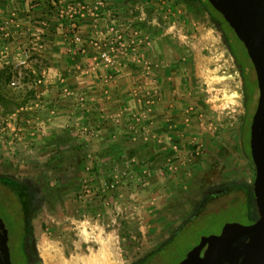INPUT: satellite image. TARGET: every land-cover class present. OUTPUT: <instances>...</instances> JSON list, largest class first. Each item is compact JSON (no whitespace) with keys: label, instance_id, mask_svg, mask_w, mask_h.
<instances>
[{"label":"rangeland","instance_id":"374dc122","mask_svg":"<svg viewBox=\"0 0 264 264\" xmlns=\"http://www.w3.org/2000/svg\"><path fill=\"white\" fill-rule=\"evenodd\" d=\"M58 1H52L55 14ZM136 2H142L148 12L151 31L154 23L160 33L158 37L143 31V42H158L156 58L146 59L145 66L176 73L180 109L185 106L194 116V129L189 116V136L187 129L183 131V122L178 131L180 141L174 152L180 166L176 165V174L152 188L142 187L147 177L141 172L146 170H141L137 159L125 161L128 170L122 175L118 171L97 177L54 173L51 169L76 164L71 153L83 146L79 144L77 149L74 141L38 144L31 151L19 147L20 153L17 150L13 155L6 148L0 151V182L22 189L26 237L38 264H85L94 257L107 260L108 255L120 264H144L152 257L148 264H180L199 244L220 237L228 225L247 227L259 219L253 192L255 167L250 159V124L258 94L247 110L243 76L233 50L243 51L240 63L248 67L256 88L244 44L231 27L219 23L220 17L211 13L204 0L125 1ZM64 26L65 42H71L72 50L86 41L100 58L102 49L115 45L107 42L111 35L87 39L80 25L76 29ZM77 34L81 41L75 43ZM114 54L117 58L116 50ZM132 54H138L136 47ZM12 70L17 74L8 96L21 106L41 101L44 86L29 69L12 66ZM3 117L0 113V131L6 128ZM0 192H6L1 183ZM109 194L117 197L113 205L107 199ZM6 226L10 244L15 246L21 230L13 229L9 222Z\"/></svg>","mask_w":264,"mask_h":264},{"label":"crops","instance_id":"0c3cea01","mask_svg":"<svg viewBox=\"0 0 264 264\" xmlns=\"http://www.w3.org/2000/svg\"><path fill=\"white\" fill-rule=\"evenodd\" d=\"M52 1L0 0V69L24 66L44 86L43 101L33 100L12 113L0 107L4 116L1 120L6 125L0 131L4 134L0 136L1 153L5 148L7 154H16L19 147L31 151L38 144L74 141L77 149L79 144L83 146L71 153L79 166L60 167L61 173L97 177L118 171L122 175L128 170L125 163L137 159L141 170H146L141 172L147 177L141 182L142 187L164 185L180 166L174 152L180 141V126L183 122V131L187 129L189 136L188 118L192 121L191 130L195 118L187 107L180 109L181 87L176 85V73L145 66L146 59L156 58L158 42H143V31L159 37L158 28L153 23L151 31L142 2L109 0V15L104 20L89 18L80 25L87 39L106 35V20L122 28L124 42L114 45L117 62L105 65L86 41L76 44L73 50L71 42H65L67 24L58 19ZM116 15L121 19H116ZM129 36L135 38L134 42H128ZM135 47L136 55L132 54ZM62 157L59 152V159ZM116 198L109 194L107 199L113 205ZM88 263L120 264L110 255L107 260L85 262Z\"/></svg>","mask_w":264,"mask_h":264},{"label":"water","instance_id":"95a60500","mask_svg":"<svg viewBox=\"0 0 264 264\" xmlns=\"http://www.w3.org/2000/svg\"><path fill=\"white\" fill-rule=\"evenodd\" d=\"M209 1L244 43L257 71L260 97L251 127L250 148L256 167L253 192L259 219L247 227L228 225L220 237L208 241L201 264H264V0ZM0 229L5 235L0 242V264H10L7 230L2 222Z\"/></svg>","mask_w":264,"mask_h":264},{"label":"trees","instance_id":"16d2710c","mask_svg":"<svg viewBox=\"0 0 264 264\" xmlns=\"http://www.w3.org/2000/svg\"><path fill=\"white\" fill-rule=\"evenodd\" d=\"M204 3H206L207 8L210 9L212 14L214 12L216 15L220 17V18L217 17V19L219 20V23L221 25L224 24V25H228L229 27H231L229 22L222 15V13L217 8H215V6H213V4L209 0H204ZM16 74H17V71H13L12 66H8L4 70L0 71V105L5 108V112L7 111L9 113H11L14 109L20 107L22 104V103L21 104L18 103V101L14 100V98H12L11 96H8V92L11 93V90H12L10 86V82L12 78L15 77ZM3 90L6 91L5 95L2 94ZM12 94L14 93L12 92ZM26 102L27 101H24V103ZM246 106L249 107L250 103H246ZM252 123L250 124V129L252 127ZM250 159L252 163L254 164V161L251 155V150H250ZM59 165H61V161H59L58 166ZM69 166L74 168V166H79V165L74 164V166L73 165H69ZM254 167H255V164H254ZM59 168L56 169V171H59L60 170ZM254 175L256 178V167L254 169ZM0 183L6 190L5 193L0 192V222H2L4 226H6V222H9V226H11L13 229L21 230L18 235V240L16 239L17 241L15 243L16 244L15 246L14 244L13 246L12 244H10L12 243V240L9 239V247H8L9 262L10 264H38L36 253H34L33 251H30L29 241L26 237L27 236L26 228H25L26 225H25V220H24L25 210H24V204H23L24 200L21 198L22 189L8 182H0ZM8 237L10 238V236ZM152 258H150V260ZM150 260L148 259L147 263L144 262V264H148Z\"/></svg>","mask_w":264,"mask_h":264},{"label":"built area","instance_id":"2783aa9c","mask_svg":"<svg viewBox=\"0 0 264 264\" xmlns=\"http://www.w3.org/2000/svg\"><path fill=\"white\" fill-rule=\"evenodd\" d=\"M56 5V14L62 22L72 25L75 29L78 25L89 18L95 21H102L109 13V4L107 0H95L92 2H87L83 0H59ZM110 17V16H109ZM116 19H121V16L116 15ZM120 28V29H119ZM107 34L111 37L107 42H122V28L119 26H114L110 22L107 24ZM113 35V36H112ZM136 35V32L133 33ZM132 39H128V42H134ZM81 37L78 34L75 36L74 42H80ZM99 45V44H95ZM113 45V44H112ZM116 47L112 46L110 49L105 48L101 50L100 59L105 65L113 66L117 62L115 56ZM114 188V184L111 185Z\"/></svg>","mask_w":264,"mask_h":264},{"label":"flooded vegetation","instance_id":"af4514ba","mask_svg":"<svg viewBox=\"0 0 264 264\" xmlns=\"http://www.w3.org/2000/svg\"><path fill=\"white\" fill-rule=\"evenodd\" d=\"M229 28V26H228ZM244 46V45H243ZM245 47V46H244ZM246 48V47H245ZM234 54H235V58L237 60V63L239 64V67L241 69V72H242V76H243V82H244V86H245V100H246V103H250V106L246 107L247 110L249 108H251L252 105H254L255 103V99H256V95L258 94V100H257V106H256V111L258 109V103H259V97H260V93H259V83H258V76H257V71H256V68L253 64V61L252 59L250 58V56L248 55V53H246L247 55V58H249L250 62H251V67H252V71H254L255 75H256V83H257V86L255 88V85H253L249 79V76H248V67H246L244 64L240 63V60L239 58L241 56H244L243 55V51H238L237 48H234ZM246 52H247V49H246ZM253 81V80H252ZM253 224V222L251 223ZM4 234L2 233V230L0 229V242L2 243L3 239H4ZM8 232H7V246L9 247V237H8ZM239 239V238H238ZM242 241V239L240 240H237L236 242L237 243H240ZM208 246H209V243H202V244H199L197 246V248H195V250H192L191 253L187 254V256L180 262V264H201L202 261H203V258H204V254L205 252L207 251L208 249Z\"/></svg>","mask_w":264,"mask_h":264},{"label":"bare ground","instance_id":"6f19581e","mask_svg":"<svg viewBox=\"0 0 264 264\" xmlns=\"http://www.w3.org/2000/svg\"><path fill=\"white\" fill-rule=\"evenodd\" d=\"M95 254H96V253H95ZM101 254H103V253H101ZM101 254H100V255H101ZM106 255H107V254H106ZM99 257H100V256H99ZM91 260L93 261V260H98V259L94 257V258H92ZM103 263H104V262H103ZM88 264H89V263H88Z\"/></svg>","mask_w":264,"mask_h":264}]
</instances>
